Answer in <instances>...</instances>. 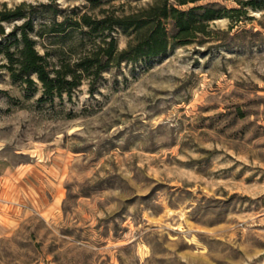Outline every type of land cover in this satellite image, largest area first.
Listing matches in <instances>:
<instances>
[{
	"label": "rangeland",
	"instance_id": "1",
	"mask_svg": "<svg viewBox=\"0 0 264 264\" xmlns=\"http://www.w3.org/2000/svg\"><path fill=\"white\" fill-rule=\"evenodd\" d=\"M152 1L0 8L33 6L38 28ZM168 1L238 11L52 101L0 71V264H264V0Z\"/></svg>",
	"mask_w": 264,
	"mask_h": 264
},
{
	"label": "trees",
	"instance_id": "2",
	"mask_svg": "<svg viewBox=\"0 0 264 264\" xmlns=\"http://www.w3.org/2000/svg\"><path fill=\"white\" fill-rule=\"evenodd\" d=\"M85 1L98 7L107 0ZM177 1L179 5L186 3ZM248 3L253 5L254 1ZM57 11L51 9L50 22L36 28L39 16L33 6L21 3L0 8V71H6L12 82L25 84L31 92L40 84L38 102L70 95L85 78L94 83L110 65L158 60L176 45L188 43L196 33H207L209 22L227 16L226 11L238 9L213 4L179 9L168 0H153L131 11L113 8L112 13L101 16L83 12L60 21L55 20ZM17 20L21 23L6 30L5 24ZM118 33L127 37L122 49L118 47ZM44 34L60 35L62 41L70 38L69 47L78 57L68 59L56 49L40 52L36 37Z\"/></svg>",
	"mask_w": 264,
	"mask_h": 264
}]
</instances>
